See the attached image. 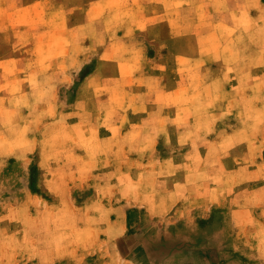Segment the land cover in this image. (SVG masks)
Returning a JSON list of instances; mask_svg holds the SVG:
<instances>
[{
    "label": "rangeland",
    "instance_id": "obj_1",
    "mask_svg": "<svg viewBox=\"0 0 264 264\" xmlns=\"http://www.w3.org/2000/svg\"><path fill=\"white\" fill-rule=\"evenodd\" d=\"M151 2L0 0V251L8 248L12 254L19 253L20 242L28 239L29 256L34 255L32 247L49 254L53 251L56 264H106L104 256L115 260L116 234L108 235V247L85 248L87 242L99 237L96 228L105 224L107 217L108 222L117 217L106 212L102 215L98 197H107L110 210L118 198L129 213L139 210L130 208L138 202L140 185L135 187L140 179L132 176L139 177V171L143 175L146 169L142 163L132 165L129 157L147 152L132 145L131 135L126 137L124 152L116 147V141L109 143L105 150L92 154L94 159L105 158L102 170L108 171V176L103 181L92 177L95 168L86 165L90 160L86 152L93 142L91 135H85L90 121L86 108H122V121L129 129L146 110L164 113L191 105L190 101L183 103L180 95L187 94L188 85L190 94H197V87L192 86L197 81L204 86L199 94L210 100L206 104L193 102L194 111L228 116L236 110L255 111L264 106L260 96H264V81L258 80L264 77V0H171L167 8L164 0ZM154 12L166 14L170 20L140 21ZM253 18L257 21L250 22ZM246 64L252 65V84ZM117 78L124 92H117ZM235 80L238 99L248 91L252 101H223L233 96L235 87L228 86ZM182 81L186 83L181 85ZM165 83L169 92L179 96L166 101ZM86 96L88 100L108 97L109 101L87 103ZM114 116L100 121L107 135L118 123ZM152 119L158 121V128L162 126V118ZM176 131L167 140L161 135L153 152L155 159L170 156V147L176 157H183V145L175 144ZM254 137L262 141L256 148L240 145L230 150L225 143L221 154L230 152L248 163L249 180L237 189L255 191L260 200L264 196V135ZM192 141L196 143V139ZM122 162L124 176L117 166ZM50 178L53 181L47 180ZM138 212L127 215L129 223L139 217ZM180 218L169 215L159 219L172 226ZM233 218L238 222L240 216ZM231 233H240V238L246 234L251 242L254 238L264 240V229L255 225L252 231ZM238 249L253 256V264H260L264 248L249 245ZM13 264L50 262L32 259Z\"/></svg>",
    "mask_w": 264,
    "mask_h": 264
},
{
    "label": "crops",
    "instance_id": "obj_2",
    "mask_svg": "<svg viewBox=\"0 0 264 264\" xmlns=\"http://www.w3.org/2000/svg\"><path fill=\"white\" fill-rule=\"evenodd\" d=\"M157 1L152 0L151 3ZM170 1L164 0V7H169ZM145 20L163 23L170 20V17L154 12L144 15L140 21ZM254 21L257 19L250 20V22ZM261 33L264 35V31ZM246 67L249 72L247 78L252 84L251 79L254 78L252 65L246 64ZM259 79L264 81L262 75ZM186 82L182 81L181 85ZM120 83V79L117 78V92H124L125 89L120 86ZM235 83L236 80L228 86L229 88L235 87L234 91L232 90L233 96L230 98L226 96V100L223 101L229 103L252 101V95L248 91H245L244 95L238 99V96L234 94L237 88ZM192 86L197 87V94L200 93L199 88L204 89L200 81H197V85L192 84ZM166 87L167 83L163 89V97L166 101L179 96L178 93L174 95L169 92ZM197 94L192 96L188 85L187 94H181L180 100L185 104L190 101L191 105H184L175 111L166 110L164 113L154 110L147 112L146 110L145 116H142L140 121L134 123L129 129H125L122 121L125 119V112L122 108L120 110L118 108L116 111H109V108L103 109L101 106L95 105L86 108V118L90 121L87 123L85 135L86 137L91 135V141H93L90 146L91 150L86 152V155L90 156L86 165L97 169L92 171V177H98L103 181L108 176V171L102 170L105 158L94 159L92 154L94 151L105 150L109 143L116 141V147L124 152L127 147L126 137L131 135L132 143H134L132 145L138 146V150L151 152L144 156L129 157L132 165L142 163L141 166L146 169L143 175L139 171V177L132 176L133 179H140L135 182V187L140 185L136 190L138 202L133 203L130 208L139 210L129 213L126 210V205L118 203L119 198L116 207H111L110 210L107 197L101 194L98 197L102 215L106 212L109 215L110 213L116 214L117 217L111 222H108L107 217L106 223L100 224L96 228L99 237L87 242L85 248L108 247L110 242L108 235L116 234L115 260L110 261L109 257L106 259L107 256H104L106 264H114V262L115 264H253V256H249L238 248L249 245L264 248L263 239L254 238L251 242L246 234L245 238H240V233L238 236L236 233H231L252 231L254 225L258 229L259 227L264 229V196L258 200L259 193L247 191L244 188L237 189L238 186L249 180L246 170L248 163L243 162L244 160L230 152L227 155L221 154L222 149L223 151L225 149V143L230 145V150L236 149L240 145H248V149L252 150L262 143L258 137H254V134L264 135V106L255 111L236 110L229 112L228 116H224L223 112L194 111L193 102L206 104L210 100L204 93ZM228 94L231 93L228 92ZM87 96V103L94 104L96 99L100 101L105 98V101H109L108 97H92L88 100ZM190 96L192 97L190 98ZM260 96L264 99L263 94ZM110 99L113 101L112 96ZM119 101L116 99V102ZM114 114L118 123L111 128L110 134L107 135L100 121L107 119L108 115L113 116ZM156 116L163 119L159 122L162 125L160 128L157 125L158 121L154 122L152 119ZM176 129L178 131L175 133L177 136L175 144L183 145L185 151L183 157L181 159L176 157L174 147H170L168 148L170 156L155 159L153 152L156 151L161 135L166 136L167 140L169 134L172 131L175 132ZM221 134L224 137L219 139ZM184 136L189 137L186 140ZM193 139H196V143L192 141ZM39 165L45 168L46 164L39 160ZM117 166L121 167L120 171L123 173L120 176H124L125 163L122 162ZM158 171H163L164 174H156ZM97 173L98 175L95 176ZM47 180L53 181L51 178ZM120 192L118 189V193ZM261 195L263 194L261 193ZM134 212L136 214L138 212L140 215L134 222L129 223L127 215L135 214ZM142 212H147L149 215L144 214L148 215V218L145 219ZM169 215L174 219L176 216H182V219L180 218V222H177L179 219H176L172 226L168 225V221H160L159 218H167ZM227 216L230 217L227 218ZM234 216H240L238 222H236L237 218H233ZM238 239L241 241L238 242ZM15 244H19V242ZM83 247L84 245L82 248L78 246L76 252L81 251ZM4 250L6 251L4 252ZM29 250V240H22L19 253L12 254L8 248H2L0 261L4 264L29 262L32 259L38 260L40 263L50 262V264H56L58 261L56 257L52 256L53 251L49 254V252L45 253L32 247L34 255L29 256ZM37 250L38 254L35 256ZM259 259L260 264H264V250H262ZM74 260L78 261V255Z\"/></svg>",
    "mask_w": 264,
    "mask_h": 264
}]
</instances>
